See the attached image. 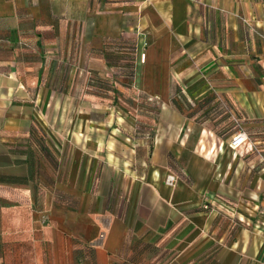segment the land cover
I'll list each match as a JSON object with an SVG mask.
<instances>
[{
  "label": "crops",
  "instance_id": "1",
  "mask_svg": "<svg viewBox=\"0 0 264 264\" xmlns=\"http://www.w3.org/2000/svg\"><path fill=\"white\" fill-rule=\"evenodd\" d=\"M201 103L264 120V0H0V264H264L202 208L260 195Z\"/></svg>",
  "mask_w": 264,
  "mask_h": 264
},
{
  "label": "rangeland",
  "instance_id": "2",
  "mask_svg": "<svg viewBox=\"0 0 264 264\" xmlns=\"http://www.w3.org/2000/svg\"><path fill=\"white\" fill-rule=\"evenodd\" d=\"M130 76V75H126ZM104 81V80H103ZM97 80V83L94 84L95 90L94 96H98L101 99H111L116 104L118 95L122 100L129 97V93L120 91V90H111L106 82ZM179 92V91H178ZM81 94V91H77V97ZM129 94V95H128ZM131 96V95H130ZM123 97V98H122ZM175 100V106L178 110L182 108L180 105L181 95L178 94ZM178 97V98H177ZM108 100V99H107ZM127 104H119L115 107V111L120 114H142L145 111L150 110L152 113H158V107L156 106H147L142 103L136 102L134 105L129 100H126ZM125 103V102H124ZM222 104V103H221ZM212 106L207 105V103H201L198 106H192V110L189 109L191 114H194V120L196 126L199 128V124H209L218 131V134L221 136L223 141H230L236 134L244 133L246 136V141L244 142L240 151H238V159H240L242 165H244L243 170L238 171L237 176L241 175L242 177L247 178L249 183L257 184V192L259 198L257 202L251 203L246 201H241L236 204V207H233L232 212H229L228 205H215L207 204L206 211H217L216 219L221 221L223 225L229 224H239L244 225L248 228H253V231H262L264 235V120L263 121H250L242 122L240 119L230 122L226 118V109L223 105ZM79 108V107H78ZM107 106H96L92 108V114L94 117V126H100L102 120L107 116L111 109H107ZM83 109V107H82ZM112 112V111H111ZM130 122H124L123 131L134 130L132 124L133 121L128 119ZM113 126L114 124H110ZM231 126V133L234 134L228 136V132H225ZM126 129V130H125ZM227 134V135H225ZM123 135V134H120ZM240 148V147H239ZM248 183V184H249ZM232 207V206H231ZM257 229V230H255ZM261 233V232H259ZM260 235V234H259Z\"/></svg>",
  "mask_w": 264,
  "mask_h": 264
},
{
  "label": "built area",
  "instance_id": "3",
  "mask_svg": "<svg viewBox=\"0 0 264 264\" xmlns=\"http://www.w3.org/2000/svg\"><path fill=\"white\" fill-rule=\"evenodd\" d=\"M141 59H144V54H141ZM245 141H246L245 134L244 133H240V134L238 133L231 139L230 147H232L233 149H236L237 147L243 145ZM172 180H173V177L170 176V177H168L167 182L171 183ZM202 208L207 209V203H204L202 205Z\"/></svg>",
  "mask_w": 264,
  "mask_h": 264
}]
</instances>
